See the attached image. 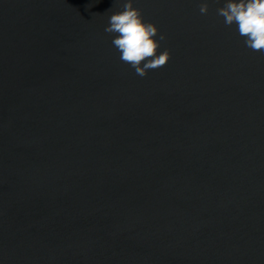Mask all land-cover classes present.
Masks as SVG:
<instances>
[{"label":"water","instance_id":"water-1","mask_svg":"<svg viewBox=\"0 0 264 264\" xmlns=\"http://www.w3.org/2000/svg\"><path fill=\"white\" fill-rule=\"evenodd\" d=\"M125 2L0 0V264H264V53L224 0H132L140 77Z\"/></svg>","mask_w":264,"mask_h":264},{"label":"clouds","instance_id":"clouds-1","mask_svg":"<svg viewBox=\"0 0 264 264\" xmlns=\"http://www.w3.org/2000/svg\"><path fill=\"white\" fill-rule=\"evenodd\" d=\"M199 11L202 15L208 13V0H202ZM216 14L224 18L226 26L236 25L247 48L264 53V0H224ZM104 31L113 35L111 42L120 53L119 59L140 77L165 66L171 58L167 49L158 54L165 36L159 34V39H156L157 27L145 22L142 11L133 7L132 0H126L123 10L112 12Z\"/></svg>","mask_w":264,"mask_h":264}]
</instances>
